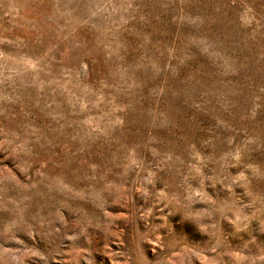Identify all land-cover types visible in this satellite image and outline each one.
<instances>
[{"label":"rangeland","instance_id":"1","mask_svg":"<svg viewBox=\"0 0 264 264\" xmlns=\"http://www.w3.org/2000/svg\"><path fill=\"white\" fill-rule=\"evenodd\" d=\"M0 264H264V0H0Z\"/></svg>","mask_w":264,"mask_h":264}]
</instances>
